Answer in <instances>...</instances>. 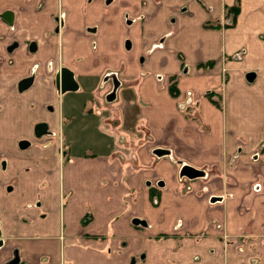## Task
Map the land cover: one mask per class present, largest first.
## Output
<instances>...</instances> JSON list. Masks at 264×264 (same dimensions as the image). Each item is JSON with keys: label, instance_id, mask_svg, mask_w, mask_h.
I'll use <instances>...</instances> for the list:
<instances>
[{"label": "crops", "instance_id": "1", "mask_svg": "<svg viewBox=\"0 0 264 264\" xmlns=\"http://www.w3.org/2000/svg\"><path fill=\"white\" fill-rule=\"evenodd\" d=\"M102 122L116 145L81 151ZM14 252L264 264V0H0V264Z\"/></svg>", "mask_w": 264, "mask_h": 264}, {"label": "rangeland", "instance_id": "2", "mask_svg": "<svg viewBox=\"0 0 264 264\" xmlns=\"http://www.w3.org/2000/svg\"><path fill=\"white\" fill-rule=\"evenodd\" d=\"M227 8H229V6H225L224 9L222 10V15H221V20L222 21H219L220 25H222L223 23L224 24H230L231 20H232V16L230 15V13L227 14ZM228 15V16H227ZM218 21V20H217ZM122 114V110H120V108L117 110V116H118V119L121 123V120L123 118V114ZM96 115L97 117H105V114H103V112L97 110L93 115H83V114H75L76 116V121H79V120H91L93 118V116ZM128 117V116H127ZM122 124V123H121ZM119 125V124H118ZM117 125V126H118ZM98 126H101V129H98L96 131V136H99L101 138H103V143H98L95 139L94 140H89L87 142H84L82 145H81V151H95V149L97 150H103V149H107L108 147H114L116 144H114L113 146L110 145V143H107L109 142L108 138L107 137H110V131L108 128L105 127V123L102 122L101 125H98ZM128 129H130L128 127ZM95 136V137H96ZM113 139H115V141L117 142L118 139L116 137H112ZM95 142V143H94ZM95 148V149H94ZM61 246H64V242H61ZM43 252H51V248H46V251L42 250ZM61 254V251L59 252V255ZM53 255H49L48 258H52ZM63 257H64V252H63ZM41 264H44V263H41Z\"/></svg>", "mask_w": 264, "mask_h": 264}, {"label": "water", "instance_id": "3", "mask_svg": "<svg viewBox=\"0 0 264 264\" xmlns=\"http://www.w3.org/2000/svg\"><path fill=\"white\" fill-rule=\"evenodd\" d=\"M10 15V12H7L6 14L3 15V18H5L6 20L9 21L10 17L8 16ZM16 44H13L11 46H9L8 51H11L13 48H15ZM253 75L247 76V80L251 81L253 78ZM32 82L31 78H27V79H23L19 82L18 84V90L19 91H23L25 90ZM55 84L56 87L60 90V92H65V91H73L77 88V85L75 84V81L73 79V74L63 68L62 70H60V72L56 75L55 78ZM46 133V125L45 124H38L35 126V136L36 137H40L41 135ZM133 224H141L144 225V222H139V220L134 219ZM19 262V257L17 255V252H14L13 254V258L12 260L9 262V264H18Z\"/></svg>", "mask_w": 264, "mask_h": 264}, {"label": "trees", "instance_id": "4", "mask_svg": "<svg viewBox=\"0 0 264 264\" xmlns=\"http://www.w3.org/2000/svg\"><path fill=\"white\" fill-rule=\"evenodd\" d=\"M227 14L228 13H230V15L232 16V22H230L231 24H224V26L227 28H229V27H232V25L234 24V22H235V17H236V15L238 14V11H239V8H238V5L237 4H235V5H233V6H231V7H229V8H227ZM228 16V15H227ZM205 26H207V27H213V28H219L221 25H220V23H218V25H212V24H205ZM210 63H208L207 65H209ZM170 93H171V95H176L177 94V89H176V87H175V84H174V82L170 85ZM206 97L207 98H209V99H211V97H212V94L211 93H207L206 94ZM149 185V184H148ZM160 185H158V187H159ZM151 195V199H152V203H155L156 204V201H157V199H158V197H157V194H155L154 196H152V193L150 194Z\"/></svg>", "mask_w": 264, "mask_h": 264}, {"label": "flooded vegetation", "instance_id": "5", "mask_svg": "<svg viewBox=\"0 0 264 264\" xmlns=\"http://www.w3.org/2000/svg\"><path fill=\"white\" fill-rule=\"evenodd\" d=\"M62 20H63L62 16H61V18H60L59 16H57V21H59V24H58V25H61ZM57 23H58V22H57ZM45 134H46V133H45Z\"/></svg>", "mask_w": 264, "mask_h": 264}]
</instances>
